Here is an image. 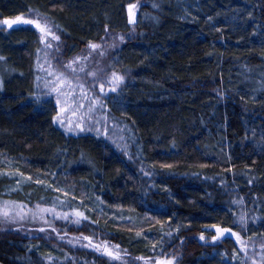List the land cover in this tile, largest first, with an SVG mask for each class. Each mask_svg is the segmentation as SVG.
<instances>
[{
    "label": "trees",
    "instance_id": "obj_1",
    "mask_svg": "<svg viewBox=\"0 0 264 264\" xmlns=\"http://www.w3.org/2000/svg\"><path fill=\"white\" fill-rule=\"evenodd\" d=\"M197 1L203 14L189 23L174 16L169 0H0V21L30 9L46 18L65 58L113 40L114 56L133 72L117 94L123 113L111 110L128 154L92 134L66 136L33 93L38 34L0 25V162L90 184L102 206L90 215L52 194L28 196L71 215V233L101 234L135 264L173 256L177 264H216L197 236L213 224L243 233L244 213L248 231L264 238V0ZM135 4L138 21L125 24V9ZM143 83L163 97L150 98ZM116 210L138 223H115L108 216ZM53 254L38 242L0 237V264H96L91 254Z\"/></svg>",
    "mask_w": 264,
    "mask_h": 264
},
{
    "label": "rangeland",
    "instance_id": "obj_2",
    "mask_svg": "<svg viewBox=\"0 0 264 264\" xmlns=\"http://www.w3.org/2000/svg\"><path fill=\"white\" fill-rule=\"evenodd\" d=\"M169 1L172 4L174 16L183 22H193L203 14L197 0ZM139 9V4H135L131 13L129 12V7L125 9V24L129 20L134 23L138 21ZM236 12L233 15L234 20L237 25L242 24L241 20L239 21L240 14L238 11ZM21 16L24 18H35L33 13ZM0 25L2 26V24ZM115 25L117 27L123 26L122 29L125 30L124 23ZM13 26L30 27L39 36L38 46L33 49L34 60L31 65L32 75L34 76L33 93L38 96L37 98L41 102H45L46 107H50L47 109L51 115L55 113L53 117L57 115L59 107L56 105V93L50 91V88L54 86L52 82L55 80L54 76L48 75L50 70L63 72L72 80L74 87L83 84L88 92L89 99H82L79 88L75 87L76 101L71 104V107L76 109L75 114L71 110L61 113L63 123L54 121L53 119L54 125L66 136L77 137L84 134H92L107 142L115 150L128 154L126 131L116 122L111 110L115 109V112H119V114L123 113L120 110L121 107L116 104V102L118 103L119 96L117 94L132 79L133 72L123 69L124 64L122 61L114 56L116 53L114 48L116 47L113 44V40H104L97 43L102 46L101 49L90 50L88 48L80 54H74L70 58H65L60 39L56 41L51 36H47L44 42H41V33L34 25L21 24ZM49 26L52 27L51 24ZM116 26L113 28H116ZM52 30L55 35H58L53 27ZM49 43L52 45L51 47H47ZM101 51L104 53L103 56L100 55ZM76 57H80L81 59L73 64L76 72L72 73L64 65ZM81 67L84 68V71H80ZM112 71L123 75L124 82L116 92L109 91V85L105 83L104 92L101 93L100 84L108 80ZM93 72L97 74L96 78L89 74ZM37 77L40 79L37 80ZM46 82L49 85L48 87H45ZM143 84L148 89H145L147 92L141 90V93L146 92L150 98L153 94L157 97H163L164 91H159L158 86L148 85L149 83ZM63 91H67V89H63ZM94 96L101 99L102 105L92 104L91 98ZM77 104H83L84 106L76 108ZM89 108H92L91 112H89ZM77 124L82 125L84 130L81 131L80 127H77ZM61 175L64 177L66 173H62ZM29 177L31 179H28ZM37 180L43 181V183H37ZM89 186L90 184L88 185V183H74L65 177L59 179L53 178L48 172L26 170L22 164L16 162L14 159H2L0 162V237H3V235L11 236L23 245L25 242H38L47 245L56 253L53 255L62 256V259L65 260L70 259V257L75 260L78 256L91 254L96 264H100V262H103L102 264H135L125 249L101 234L90 233L84 235L71 233L73 228L72 223H74L71 215L66 213L65 210H58L33 203L28 196L29 192L38 191L52 194L64 201L67 200L73 203L76 207L85 209L90 215L93 211H101L102 206L93 198ZM55 189H61V191H56ZM5 212L8 213L7 216L4 215ZM110 215L108 218L115 223L129 221L133 224L138 223L134 219L131 220L130 213L121 210L113 211ZM244 217L247 224L250 218L247 215H244ZM242 227L246 228V231H243V233L242 231L236 232L240 236L239 241L236 237L231 236V233H226L224 237L213 241L212 236L215 235V229H209L206 233H203L204 240L200 239L201 234L197 238L205 246L213 249L212 257H214L216 264H264V238L252 234V230L249 232L246 226ZM40 229H44V231ZM83 236L92 237L93 244L107 241L110 248L118 245V249L113 248V251L119 253L120 259H111L102 251H97L95 248L88 246V241L81 238ZM227 241L230 243L222 247V244ZM227 245L231 248L232 245L235 246L234 249L230 250L229 254L225 250V246ZM47 261H52V259L48 258ZM140 264H156V260L151 259L150 262L146 261Z\"/></svg>",
    "mask_w": 264,
    "mask_h": 264
},
{
    "label": "snow or ice",
    "instance_id": "obj_3",
    "mask_svg": "<svg viewBox=\"0 0 264 264\" xmlns=\"http://www.w3.org/2000/svg\"><path fill=\"white\" fill-rule=\"evenodd\" d=\"M135 5H130L129 6V12L131 13L132 8H134ZM30 12H34L35 18H24L23 16H16L14 19H4L0 21V24L6 25L8 28H12L13 25H34L37 30L41 33V42H44L45 37L51 36L53 40L58 41L60 37L58 35H55L52 27L49 26V23L46 18H43L41 14L36 11V10H29ZM107 31V29H106ZM122 40L123 37H120ZM52 45L49 43L47 47H51ZM88 48L90 50H98L101 49V45L93 42L88 43ZM103 51L100 52V55L103 56ZM2 59V57H0ZM81 58L76 57L73 60L69 61L68 64L64 65L67 69H69L72 73L76 72V69L73 67V64L77 63ZM80 71H84V68L81 67ZM92 75L94 78H96V73H89ZM48 75L54 76L55 80L52 82L54 86L50 88L51 92L56 93V105L59 107V111L55 117H53L54 121H59L60 123H63V120L61 119V113H66V111L71 110L73 114H75L76 109L71 107V104L75 103L76 97H75V87H78L80 90V95L82 99H89L88 97V92L85 89L83 84L76 85L75 87L73 86L72 80H70L63 72H55V71H49ZM40 78L37 77V80ZM124 82V76L118 74L116 71H112L110 77L108 78L107 81L102 82L100 84V91L101 93L104 92V87L105 83L109 85V91L111 92H116L119 86ZM48 83H45V87H48ZM63 89H67V91H63ZM92 104H101L102 101L99 97H92ZM83 104H77L76 108H81L83 107ZM92 111V108H89V112ZM77 127H80L81 131H83L82 125L77 124ZM162 167H171V165H162ZM22 175V174H21ZM28 179H31L29 177ZM37 183H43V181L37 180ZM56 191H61V189H55ZM67 195V193H65ZM5 216L8 215L7 212L4 213ZM75 215L79 217L80 219H87L86 216H84V213L82 212H75ZM80 219H77L75 223L79 224ZM239 222L241 226L246 225V220L244 215H241L239 218ZM212 229H215V235L212 236L213 241L220 239L221 237H224L226 233H231V236L236 237V239L239 241L240 236L236 233L231 231L230 228L227 227H220L218 225L213 224L211 226ZM41 231H44V229H40ZM55 230V229H53ZM137 236L141 235V233L137 232ZM83 240L88 241V246H91L95 248L97 251H102L105 255H107L109 258L117 260L120 259L119 253L113 251V248L118 249V245L112 246V248L109 247L108 242L104 241L101 242L100 244H93L92 237L90 236H83L81 237ZM200 239L204 240L205 237L203 233L200 235ZM156 264H177V257L173 256L171 258L167 259H158L156 261Z\"/></svg>",
    "mask_w": 264,
    "mask_h": 264
}]
</instances>
